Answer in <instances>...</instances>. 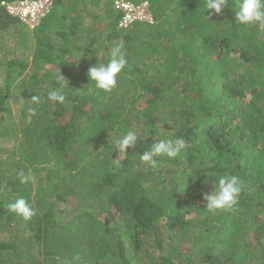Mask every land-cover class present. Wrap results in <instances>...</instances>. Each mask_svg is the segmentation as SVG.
<instances>
[{
    "label": "trees",
    "instance_id": "trees-1",
    "mask_svg": "<svg viewBox=\"0 0 264 264\" xmlns=\"http://www.w3.org/2000/svg\"><path fill=\"white\" fill-rule=\"evenodd\" d=\"M2 1L18 0H0V264H264V28L236 22L237 0L219 15L207 0H127L148 1L154 23L121 30L115 0H53L34 29ZM116 46L127 64L104 93L87 72ZM61 86L66 103L49 101ZM130 130L141 140L116 161ZM178 139L174 160L141 161ZM222 175L242 192L209 213ZM21 197L28 221L8 211ZM71 199L80 211L59 214Z\"/></svg>",
    "mask_w": 264,
    "mask_h": 264
},
{
    "label": "clouds",
    "instance_id": "clouds-1",
    "mask_svg": "<svg viewBox=\"0 0 264 264\" xmlns=\"http://www.w3.org/2000/svg\"><path fill=\"white\" fill-rule=\"evenodd\" d=\"M50 1L52 6L50 7L47 14H49L50 10H52V7L54 6L53 0ZM118 3H129L134 6H145L148 9L147 14L149 15L152 22L141 20L138 16H134L131 21L125 24L126 12L117 10L116 6ZM226 4L227 0H207L205 7L207 13L219 15L222 13V10ZM2 6L5 7L4 5ZM113 9L118 16V30L127 29L141 23H154L153 12L148 1L134 3L127 0H115L113 3ZM234 14L236 22L241 25H254L264 28V0H237ZM46 15L41 17L33 26L30 25L29 22H24L18 17L11 16L25 23L30 29H34L40 25L41 20ZM126 64L127 60L121 51V46L114 47L111 51V58L106 64L97 63L89 68L87 72L89 84H93L95 89L104 93L111 92L117 87L118 76L125 68ZM61 79H64L62 75ZM39 99V96L32 97V101L34 103H38ZM48 100L56 104H65L66 96L63 92V87L61 86L51 90L48 93ZM139 140L141 139L138 137L135 131L130 130L122 135L116 142V150L119 152V157L116 159V161L126 159L128 150L136 148ZM184 146L185 144L183 139H178L175 142L171 140L154 141L148 150L144 151L143 154L139 156L141 161L146 162L149 167L155 169L158 168L161 163V161L158 159L159 157H166L168 160H174L184 149ZM18 179L21 184H27L30 180V176L26 175L24 172H20L18 174ZM241 192L242 181L238 176H219L215 180L212 190L203 194L204 208L209 213H214L221 210H230L237 205ZM8 211L19 217H22L25 221L30 220L36 214L31 204L23 197L16 199L12 203H9Z\"/></svg>",
    "mask_w": 264,
    "mask_h": 264
},
{
    "label": "built area",
    "instance_id": "built-area-1",
    "mask_svg": "<svg viewBox=\"0 0 264 264\" xmlns=\"http://www.w3.org/2000/svg\"><path fill=\"white\" fill-rule=\"evenodd\" d=\"M12 16L20 18L24 22H29L30 25H35L38 20L46 15L52 6L50 0H18L15 2H2ZM117 10L126 12L125 24L131 21L134 16H138L141 20L152 22L145 6H134L129 3H118Z\"/></svg>",
    "mask_w": 264,
    "mask_h": 264
},
{
    "label": "rangeland",
    "instance_id": "rangeland-1",
    "mask_svg": "<svg viewBox=\"0 0 264 264\" xmlns=\"http://www.w3.org/2000/svg\"><path fill=\"white\" fill-rule=\"evenodd\" d=\"M107 22H109V18H108V21ZM102 24H104V22L102 23ZM15 88V90L17 89V87L15 86L14 87ZM10 107V109H12V110H14L15 109V107H14V105H13V103H12V101H10V105H9ZM11 143H13V141H11ZM71 202L69 203L71 206L69 207V208H67L66 207V205L63 207V209L60 211V212H58L59 214H61V212L62 211H64L65 209V213L64 214H66V215H68L69 216V218L71 217V215H73V214H75V213H77V212H79L80 211V209L82 208V203L83 202H80V201H78V200H76V199H71L70 200ZM140 253L142 252L143 253V251H144V249H143V247L142 248H140Z\"/></svg>",
    "mask_w": 264,
    "mask_h": 264
}]
</instances>
